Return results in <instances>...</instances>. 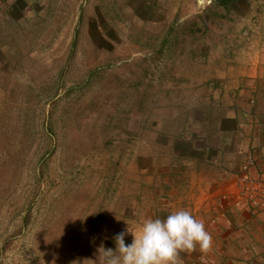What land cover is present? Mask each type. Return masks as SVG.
Masks as SVG:
<instances>
[{
  "label": "rangeland",
  "instance_id": "374dc122",
  "mask_svg": "<svg viewBox=\"0 0 264 264\" xmlns=\"http://www.w3.org/2000/svg\"><path fill=\"white\" fill-rule=\"evenodd\" d=\"M257 52L264 0H0V264H99L192 211L197 171L172 165Z\"/></svg>",
  "mask_w": 264,
  "mask_h": 264
},
{
  "label": "crops",
  "instance_id": "0c3cea01",
  "mask_svg": "<svg viewBox=\"0 0 264 264\" xmlns=\"http://www.w3.org/2000/svg\"><path fill=\"white\" fill-rule=\"evenodd\" d=\"M253 54L254 66L231 73L228 107L218 108L214 129L192 148L195 157L172 165L174 173L195 167L202 186L191 212L213 238L207 255L181 253L183 264H264V200L245 199L237 186L248 157L247 175L264 181V54Z\"/></svg>",
  "mask_w": 264,
  "mask_h": 264
},
{
  "label": "clouds",
  "instance_id": "9594fccd",
  "mask_svg": "<svg viewBox=\"0 0 264 264\" xmlns=\"http://www.w3.org/2000/svg\"><path fill=\"white\" fill-rule=\"evenodd\" d=\"M129 233L133 239L126 244ZM114 239L115 250L99 248V264H183L181 253L207 255L213 247L204 221L183 208L165 218H144L137 229L129 226Z\"/></svg>",
  "mask_w": 264,
  "mask_h": 264
},
{
  "label": "built area",
  "instance_id": "2783aa9c",
  "mask_svg": "<svg viewBox=\"0 0 264 264\" xmlns=\"http://www.w3.org/2000/svg\"><path fill=\"white\" fill-rule=\"evenodd\" d=\"M253 159L248 157L240 166L242 175L237 179V186L240 194L248 200L261 198L264 200V181L255 179L247 175L249 167L253 165Z\"/></svg>",
  "mask_w": 264,
  "mask_h": 264
},
{
  "label": "trees",
  "instance_id": "16d2710c",
  "mask_svg": "<svg viewBox=\"0 0 264 264\" xmlns=\"http://www.w3.org/2000/svg\"><path fill=\"white\" fill-rule=\"evenodd\" d=\"M234 1H236V0H219V3H220L222 6H224V7H228V5H229L230 3H232V2H234ZM164 215H166V214H164ZM164 217H166V216H164Z\"/></svg>",
  "mask_w": 264,
  "mask_h": 264
}]
</instances>
